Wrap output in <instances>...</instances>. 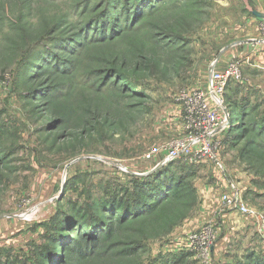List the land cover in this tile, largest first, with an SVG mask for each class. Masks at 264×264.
Returning a JSON list of instances; mask_svg holds the SVG:
<instances>
[{
  "label": "rangeland",
  "instance_id": "obj_1",
  "mask_svg": "<svg viewBox=\"0 0 264 264\" xmlns=\"http://www.w3.org/2000/svg\"><path fill=\"white\" fill-rule=\"evenodd\" d=\"M236 61L223 161L259 232L228 264H264V0H0V264H199L175 235L196 201L153 237L176 203L135 224L111 200L131 177H168L149 154L182 133L176 96L208 94ZM220 202L201 225L219 237Z\"/></svg>",
  "mask_w": 264,
  "mask_h": 264
},
{
  "label": "built area",
  "instance_id": "obj_2",
  "mask_svg": "<svg viewBox=\"0 0 264 264\" xmlns=\"http://www.w3.org/2000/svg\"><path fill=\"white\" fill-rule=\"evenodd\" d=\"M241 78V63L230 62L223 71L211 74L208 94L200 90L180 92L176 98L182 111V133L150 153L149 158L164 154L169 161H179L188 166L211 165L229 180L228 192L221 194L224 208L257 218L247 208L242 188L223 161L226 129L221 110L224 109V96L228 84L240 82ZM212 98L215 105L211 103ZM259 235L261 242H264V234ZM218 237L219 228L213 222L206 223L196 232L186 234L184 245L199 264H213L212 253Z\"/></svg>",
  "mask_w": 264,
  "mask_h": 264
},
{
  "label": "trees",
  "instance_id": "obj_3",
  "mask_svg": "<svg viewBox=\"0 0 264 264\" xmlns=\"http://www.w3.org/2000/svg\"><path fill=\"white\" fill-rule=\"evenodd\" d=\"M234 82H230L227 86L225 96H227V93L229 92V89L234 85ZM226 106L228 108V113L231 111L230 105L227 102ZM230 108V109H229ZM230 118L232 119L233 115L231 113ZM229 127V126H228ZM231 132L230 128H227L225 133V140L224 144L225 151L229 148V144L231 143L229 138V133ZM164 169H167L168 177L166 178V175H162L164 172H157L156 174H153L150 177H147L144 179V181L139 177H131L129 178L128 183H124L127 186L123 187L124 190V196H119L122 198L121 200L117 199L114 202H112V208L116 211H123L124 214L128 216V218H135L132 223L135 224H141L144 223V221L141 220H147V215L149 212L153 213L157 208H162L163 206L170 204L171 202L176 203V207L173 206V212H176L175 215L180 214L178 218L176 219H170L168 221L163 222L160 224L154 231L153 237L156 236H162L164 233L168 230V226L171 224H179L180 221L179 218L188 217V214L190 211L195 207V201H196V195L195 190L193 187V177L197 172L198 167L194 166H188L181 162L171 161L168 163H165L163 165ZM184 167L185 170L179 169V173L177 175H170L171 173H174L178 167ZM171 170V171H169ZM164 171V170H163ZM176 173V172H175ZM148 179V180H146ZM181 193H183L184 196H179ZM183 200V205L179 207V203ZM151 201H154L155 204L151 206ZM156 205V206H155ZM179 207V208H178ZM156 215V214H153ZM152 215V217H153ZM142 216H145L147 218L145 219H138ZM171 221V222H169ZM138 233V232H136ZM147 238L144 235V239ZM76 251V250H75ZM251 252V251H250ZM255 253L251 252L250 257L247 259L252 260V264H257V261L260 260L261 257H257L254 260ZM83 254H79L80 260L83 258ZM182 260V258H181ZM174 260V264H182V261Z\"/></svg>",
  "mask_w": 264,
  "mask_h": 264
},
{
  "label": "crops",
  "instance_id": "obj_4",
  "mask_svg": "<svg viewBox=\"0 0 264 264\" xmlns=\"http://www.w3.org/2000/svg\"><path fill=\"white\" fill-rule=\"evenodd\" d=\"M162 162L163 164L166 163L164 160L156 161V164L152 162L151 167L160 166L157 165V163L162 164ZM193 187L195 190L196 202L198 203L199 214L197 213L195 217L185 221L176 229L177 231L175 235H186L191 232H196L206 220H209L210 218L215 219L214 217L217 214L216 210L221 204V194L228 192L229 180L224 178V175L220 170L211 165H203L198 167L197 172L193 177ZM245 203L247 208L250 209L251 207L248 200L245 199ZM224 211L225 212L219 215L221 220L223 219L222 223H224V226H222V234H220L213 249V264H228L232 255L228 256L227 250L232 247V244L234 247V254L240 255L242 254V252H240L241 248L246 247L247 244H249L248 242L252 240L253 236H256L259 232V230H256L257 226L250 222L249 216H246L247 214L244 215L238 210L225 209ZM227 227L228 230H230L228 234H226L227 232L224 233V228L226 229ZM237 232L238 236H236ZM251 245L254 244L251 243ZM237 247H239L240 250L236 251L235 249Z\"/></svg>",
  "mask_w": 264,
  "mask_h": 264
}]
</instances>
